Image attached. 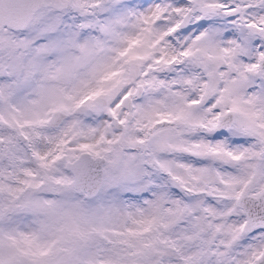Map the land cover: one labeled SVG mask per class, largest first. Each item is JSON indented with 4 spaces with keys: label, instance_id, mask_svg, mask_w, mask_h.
<instances>
[{
    "label": "snow or ice",
    "instance_id": "snow-or-ice-1",
    "mask_svg": "<svg viewBox=\"0 0 264 264\" xmlns=\"http://www.w3.org/2000/svg\"><path fill=\"white\" fill-rule=\"evenodd\" d=\"M0 264H264V0H0Z\"/></svg>",
    "mask_w": 264,
    "mask_h": 264
},
{
    "label": "rangeland",
    "instance_id": "rangeland-1",
    "mask_svg": "<svg viewBox=\"0 0 264 264\" xmlns=\"http://www.w3.org/2000/svg\"><path fill=\"white\" fill-rule=\"evenodd\" d=\"M232 139L235 140L237 143L242 144L245 142L246 138H244V137H233ZM175 158L180 159V160H184L187 162H191L194 164L208 163V161H202V160H199L197 158L191 157V156L186 155V154H177V156ZM215 166H221V165L219 164V162H215ZM164 179H166V177H163V176L157 177L158 181H163ZM170 191L173 194L183 195V193H181L180 189L175 187V186L170 187ZM146 196H150V193H123V194H121V198L124 200H142ZM185 199H188V197H185Z\"/></svg>",
    "mask_w": 264,
    "mask_h": 264
}]
</instances>
